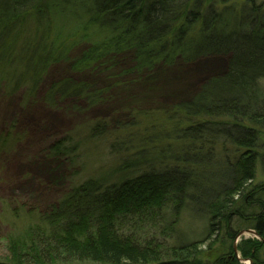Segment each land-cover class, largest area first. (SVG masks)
I'll return each mask as SVG.
<instances>
[{
    "label": "trees",
    "instance_id": "1",
    "mask_svg": "<svg viewBox=\"0 0 264 264\" xmlns=\"http://www.w3.org/2000/svg\"><path fill=\"white\" fill-rule=\"evenodd\" d=\"M209 2L0 0V88L4 81L14 88L27 83L34 95L58 62L74 73L110 77L113 82L105 87L63 78L45 92V101L70 100L80 114L123 95L113 90L159 65L200 56L228 59L224 74L163 112L169 126L159 121L173 136L158 131V141L147 136L151 147L177 140L178 150L140 155L133 164L125 160L117 172L140 171L133 178L109 184L104 180L110 178H90L46 206L21 201L19 208H8L13 229L6 245L0 236V264H237L234 245L247 229L259 236L244 239L238 250L253 264H264V182L253 183L259 161L254 149L264 129V24L240 21L233 29L223 11L204 10ZM76 46L84 47L79 54L72 52ZM129 89L124 96L134 93ZM108 125L94 123L92 136L105 138ZM205 133L244 149L241 157L219 166L218 178L208 164L213 156L192 144L207 138ZM75 148L61 139L49 151L67 156ZM198 151L204 158L194 161ZM155 164L167 168L149 170ZM184 209L204 219L205 237H182L176 222Z\"/></svg>",
    "mask_w": 264,
    "mask_h": 264
},
{
    "label": "rangeland",
    "instance_id": "2",
    "mask_svg": "<svg viewBox=\"0 0 264 264\" xmlns=\"http://www.w3.org/2000/svg\"><path fill=\"white\" fill-rule=\"evenodd\" d=\"M207 8L223 11L233 29L240 21L264 24V0H229L225 4L211 0L205 4L204 10ZM254 8L262 12H249ZM195 27L199 29L200 25ZM83 48L76 46L72 52L79 54ZM227 66V57L221 55L200 56L190 61L180 59L173 65H159L153 73L136 79L137 81H133L126 88L120 85L113 90L114 93L123 95L90 107L83 114L74 109L70 100H62L57 104L45 101V92L52 83L63 78L82 79L105 87L113 82L110 77L101 72L74 73L67 63L58 62L48 69L46 81L42 82L34 95L29 93L27 83L14 88V83L4 81L0 88V144L6 142L3 148L0 145L3 150L0 154L2 245H6V236L13 229L8 208H19L22 202L46 206L90 178H110L104 180L108 184L120 182L124 178H133L140 171L135 172L132 169L125 174L117 172L125 160H133V164L134 159L140 155L152 157L166 147L169 151L171 146L173 151L178 150L177 140L174 145L163 146L161 143L151 147L147 143V136L150 140L153 139L152 141L160 139L157 138L158 134H155L157 131L165 134V137L173 136V129L162 127L159 121L169 126L164 120L163 112L192 98L207 80L224 74ZM260 85L264 94V78L261 79ZM129 88L134 90V93L124 96L130 91ZM101 120L109 123L108 134L105 138H95L90 129L94 123ZM127 124L133 127L122 128ZM208 135L209 133H205L207 138H199L192 144L213 156V161L208 164L213 168L210 171L213 178H218L217 174L221 172L219 166H222L223 162L227 165L228 159L233 161L241 157L244 149L232 146L223 139L210 138ZM260 137L257 148L254 149L259 155L254 184L264 182V129ZM61 139H67L69 148L76 146L74 150H68L67 156L55 155L49 151L50 146ZM112 144H116L115 147ZM153 148H157V151ZM196 153L192 155L196 158L194 161L204 158L199 151ZM166 168L165 164H155L149 170L158 172ZM20 221L22 219L18 220ZM176 223L180 227L182 237L185 235L192 239H202L207 234L204 219L192 215L188 209L179 214ZM239 224L240 222L235 227H239ZM255 237L257 236L245 233L237 240V264H253L251 259L242 256L238 244L244 239Z\"/></svg>",
    "mask_w": 264,
    "mask_h": 264
},
{
    "label": "water",
    "instance_id": "3",
    "mask_svg": "<svg viewBox=\"0 0 264 264\" xmlns=\"http://www.w3.org/2000/svg\"><path fill=\"white\" fill-rule=\"evenodd\" d=\"M245 233H251V234H253V235H255V236H259L258 235V233L255 231V230H253V229H247V230H243V231H241L240 233H239V235H238V239L242 236V235H244ZM237 239V240H238ZM235 249L237 250V241L235 242Z\"/></svg>",
    "mask_w": 264,
    "mask_h": 264
}]
</instances>
